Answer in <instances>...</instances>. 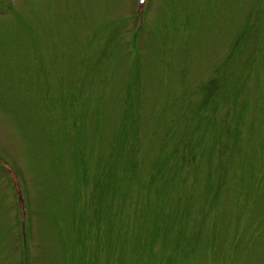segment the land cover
<instances>
[{
  "label": "rangeland",
  "instance_id": "1",
  "mask_svg": "<svg viewBox=\"0 0 264 264\" xmlns=\"http://www.w3.org/2000/svg\"><path fill=\"white\" fill-rule=\"evenodd\" d=\"M139 2L0 0V264H264V0Z\"/></svg>",
  "mask_w": 264,
  "mask_h": 264
},
{
  "label": "trees",
  "instance_id": "2",
  "mask_svg": "<svg viewBox=\"0 0 264 264\" xmlns=\"http://www.w3.org/2000/svg\"><path fill=\"white\" fill-rule=\"evenodd\" d=\"M145 28L147 29L146 26H144V30H146ZM134 47H135V50H137V51L140 50V48L137 47V45L134 46ZM137 51H136V52H137ZM138 53H139V52H138ZM141 55H142V51L140 50L139 57L137 58V59H138L137 62L141 59V58H140ZM229 59H230V57L227 58V60H229ZM28 112H29L30 114H29ZM25 113H26L27 116L29 117V120H33V121H35V117H36V116H34L35 114H32L33 112H32L31 110L28 109ZM183 157H184V156H183ZM183 157H182V158H183ZM15 227H16V226H15ZM16 234H17V241H18L19 239H18V231H17V227H16ZM82 240H83V242H84V238H83ZM81 249L84 250V243L80 246L79 251H80ZM21 264H23V263L21 262ZM30 264H31V263H30Z\"/></svg>",
  "mask_w": 264,
  "mask_h": 264
}]
</instances>
